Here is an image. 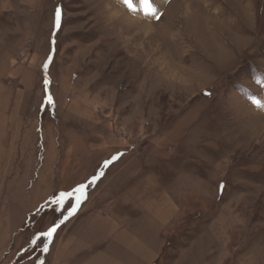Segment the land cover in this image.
Wrapping results in <instances>:
<instances>
[{
	"label": "rangeland",
	"instance_id": "obj_1",
	"mask_svg": "<svg viewBox=\"0 0 264 264\" xmlns=\"http://www.w3.org/2000/svg\"><path fill=\"white\" fill-rule=\"evenodd\" d=\"M149 3L0 0V264H264V0Z\"/></svg>",
	"mask_w": 264,
	"mask_h": 264
},
{
	"label": "snow or ice",
	"instance_id": "obj_2",
	"mask_svg": "<svg viewBox=\"0 0 264 264\" xmlns=\"http://www.w3.org/2000/svg\"><path fill=\"white\" fill-rule=\"evenodd\" d=\"M124 2L126 4H128L129 7H131V0H124ZM143 4L145 5V11L146 12H155L156 11L155 8L151 7V5L149 3V0H143ZM156 18L159 19L160 17H156ZM55 23H56V27L59 28L60 27V23H61V9L60 8H57L55 10ZM258 83H264V81H258ZM47 100H48V103L50 105L54 103L53 98L51 97V95L47 96ZM117 158H118L117 156H114L112 159L115 160ZM104 163L107 166L109 163H111V161H105ZM101 175H102V173H101ZM98 178L99 177L97 175H94L92 177V180L89 182V184L94 183ZM89 184L81 183L74 189V193H79V195L76 196L75 204L71 205L68 208V215L69 216L74 214L75 211L77 210V208L79 207V205L83 202V200H85L87 198V188H88ZM222 187H223V185H221V188ZM68 195L69 194H67V193L62 194V199L57 201V203H63V197L68 196ZM69 203H70V201H69ZM67 218L68 217L65 216V219H67ZM56 227H58V225L50 228L49 231L45 235L50 237L56 231Z\"/></svg>",
	"mask_w": 264,
	"mask_h": 264
}]
</instances>
